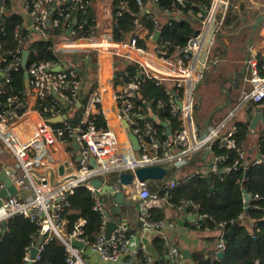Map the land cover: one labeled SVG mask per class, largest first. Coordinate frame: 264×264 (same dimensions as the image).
<instances>
[{"label":"built area","instance_id":"1","mask_svg":"<svg viewBox=\"0 0 264 264\" xmlns=\"http://www.w3.org/2000/svg\"><path fill=\"white\" fill-rule=\"evenodd\" d=\"M6 1L0 0V16L4 12ZM176 2L184 4L185 0H176ZM215 3L216 0H212L210 8L205 11L200 32L190 38L183 49H172L181 54V57L173 58L147 53L145 49L137 46L138 42L134 36L127 43L110 42L107 45H99L91 42L90 39L94 35L84 37L82 34L83 19L76 20L77 11L84 13L91 4L90 1H25L24 9L33 16L31 28L24 29L22 26L20 29L26 32L25 36L30 37L32 32L43 34L50 23L56 26L57 19H50L53 5L61 7L58 12L59 17L71 24L68 25L70 36L56 41L52 47L57 60L64 53L70 55L91 48L99 51L105 48L125 47L137 54L138 58L133 60L135 61L134 68L130 71L125 70L122 74V80H125L123 88L114 95V101L118 116L126 126L128 143H132L129 136L131 134L139 145V149L134 151H138L142 156L135 158L132 154L127 161L125 151L123 152L115 131L110 128L106 131L97 129L87 113L81 114V119L75 125L68 121L65 117L66 109L67 106H72L77 102L80 83L75 68L69 66L62 68L58 61L31 63L26 68L28 78L26 79L25 96H32L34 103L31 107H27L26 100L14 95L5 96L7 94L6 84L10 82L11 74L22 69V53L26 50L16 48L15 51L6 55L0 54V97H4V101L0 102V152L7 150L12 159L11 166L6 164L0 166V173L5 174L12 183L19 187L16 195L0 198V232L5 229L1 226L2 223L5 226L10 218L21 216L35 224L39 228V234L45 237L43 241L40 240L39 245L31 244L20 264H37L43 245L51 238H56L64 246L65 264H85L82 258L84 250L74 246L73 242L82 243L85 250L88 249L94 253L105 264H119L124 257L134 256L143 249V242L156 234L163 226L162 222L150 220L152 209L161 208L163 203L179 212H186L187 208H190L196 213L199 209L198 205L192 202L175 204L170 201L168 195L160 197L156 193L151 194L147 181L139 182L133 178L131 185L126 187L121 185L117 178L110 185L113 193L122 191L126 197L130 198L128 188L133 189L132 198L136 206L139 227L136 234L132 235L127 224L119 223L107 237L108 216L103 205L104 193L101 187L91 184L93 179H99L102 184H107V176L112 172L133 174L137 168L143 166H161L165 169L167 166L180 167L186 164L189 157L198 150L208 151L211 155L209 163L211 168H208V171L214 174H228L240 169L247 170L250 166L251 160L233 139L236 133L235 127H232L221 139L226 149L237 153L235 159L229 160L227 155L214 156L211 150L214 140L219 139V128H212L199 134L192 122L190 94L193 86L191 87V82L194 72L202 66L195 58L202 51L207 13L215 7ZM124 5L116 8L112 15L121 16ZM215 8L217 14L224 15L227 1L219 0ZM198 16L200 17L201 14ZM57 67H60V71H56ZM250 67L249 80L253 85V90L246 94L243 100H251L255 104H260L264 100V77L259 76L256 62H250ZM146 79H153L156 85L165 87L168 96L165 101L159 100L157 105L166 106L173 117L178 118L181 123L180 129L170 133L169 136H167L166 128L160 129L147 120L139 105L131 99L132 93L137 92L141 83ZM68 87H70L71 97L65 93V88ZM91 102L101 106L102 101L98 93L93 94ZM177 102H181V107L177 105ZM30 112L35 113L39 120L32 124L33 130L30 137L23 138L15 128L22 120L29 118ZM60 117L61 120H56ZM169 122V119L165 122L167 127ZM52 123H60V125L54 126ZM74 142L77 145L76 165L67 163L65 167L68 169L71 166L72 168L64 170L57 182L52 181L47 171L55 165L52 156L55 146L58 143ZM252 161L254 165L261 164L264 162V155L256 154ZM178 184L177 180L172 179L168 182V187L175 188ZM78 187H84L90 193L93 210L101 216V224L94 241L84 236L85 221L83 219H78L73 228L68 231L66 221L61 216L63 209L69 206L68 196L73 194L74 189ZM3 188L4 183L0 180V191ZM28 190H31L32 195L18 196L19 193ZM255 198L259 197L256 195ZM189 216L198 227L199 222L206 219V216L196 214H189ZM220 227L223 228V224H218V228ZM222 234L223 231L216 241L213 251L215 255L224 250ZM32 247L37 248V253L31 259ZM211 255L207 254L204 258L209 259ZM169 256L178 264H185L183 254L173 246L169 250ZM146 263L153 264L150 257L147 258Z\"/></svg>","mask_w":264,"mask_h":264},{"label":"trees","instance_id":"2","mask_svg":"<svg viewBox=\"0 0 264 264\" xmlns=\"http://www.w3.org/2000/svg\"><path fill=\"white\" fill-rule=\"evenodd\" d=\"M83 1H90L91 4L84 14L77 11L76 20L83 19L82 34L84 37H89L96 32L93 6L95 0ZM109 1L113 4H125L121 16L115 18L118 25L116 35L120 32H127L130 28L142 26L147 31L148 36L158 32L156 44L172 49H183L189 39L200 32L204 13L212 3V0H185L184 4H179L176 0ZM11 5V0H7L4 12L0 16V26L2 27L0 31V54L6 55L15 51L16 48L26 50L28 52L27 68L33 62L57 61L52 47L56 41L70 36L68 25H71L69 21H64L62 17H59L58 12L61 7L53 5L50 13L51 20L57 19L56 26L50 23L46 26L43 34L32 32V35L27 37L25 36L26 32L20 30L22 27L21 16L12 12ZM142 8H146L147 11ZM242 9L245 16L253 15L249 8L245 10L242 6ZM198 14L201 16L199 17ZM157 15L163 17L162 21H156ZM237 17L231 10L227 11L222 26L215 30L214 44L209 53V60H214L218 56L215 49L219 47L222 38L220 30L227 29L236 23ZM119 77V74H115L114 84L119 83ZM6 88L7 94L5 96L14 95L24 101L26 100V79L22 69L11 74L10 82L6 84ZM65 93L71 97L70 87L65 88ZM167 96L164 86L156 85L153 79H146L141 83L136 98L140 102L142 114L147 120L154 123L158 128L164 129L163 124L169 119L168 127L173 133L180 129V121L173 117L166 106L157 105L159 100L165 101ZM3 101L4 97H0V102ZM73 108H75V104L67 106L66 110ZM95 108V114L91 115L90 119L93 120L97 129L106 131L108 129L107 121L100 110V106L97 105ZM80 119L81 117L76 111L68 121L75 125ZM52 124L54 126L60 125V123ZM232 127L236 129L233 139L237 144L247 141L248 128L244 123L233 120ZM258 144L257 154L264 155V138H259ZM211 150L214 156L227 155L229 160L237 157L235 151L228 150L223 146L221 139L214 140ZM245 153L247 158L251 160L247 170L240 169L228 174H214L208 169L204 174H202L203 170L200 171V169L191 171L190 168L194 166L196 161L201 160L200 156L196 155L189 157L183 166H167L165 177L156 180L162 182L161 190L156 193L158 196L168 195L170 201L175 204L188 201L198 205L199 209L196 210V213L190 208H187L186 212L191 215L206 216L203 222H199L200 230L207 229L219 236L222 231L224 234L233 228L231 234L224 241L222 259L213 254V251L211 257L205 259L202 251H197L190 254L186 264H264V162L254 165L252 164L253 152ZM203 165L205 167V163ZM182 174L184 175L182 176ZM118 175V172L110 173L106 183L111 185L119 178ZM172 179L179 182L175 188L168 187V182ZM151 182L153 181H148V190L154 194V189L149 185ZM243 191L250 196L246 212L244 211ZM256 195L259 198H255ZM68 203L69 206L64 208L61 213L66 221L67 230L70 231L78 219H83L85 221L83 234L90 241H94L101 224V216L93 210L90 193L84 187H78L74 189L73 194L68 196ZM162 209L151 210L150 220L152 222H161L164 219ZM218 224H223V228H218ZM4 228V233L0 232V264L22 263L25 252L31 244H36L45 239L39 234V228L35 224L21 216H14L7 220ZM151 245L155 250V257L153 260L151 258L153 264H178L169 256V250L172 246H168L160 236H154ZM129 257H132L129 264H147L146 260L149 256L141 249L136 255ZM37 264H65L64 246L56 238H51L43 245Z\"/></svg>","mask_w":264,"mask_h":264},{"label":"crops","instance_id":"3","mask_svg":"<svg viewBox=\"0 0 264 264\" xmlns=\"http://www.w3.org/2000/svg\"><path fill=\"white\" fill-rule=\"evenodd\" d=\"M25 1L27 0H11V10L21 16L23 28L29 29L33 24V16L24 9ZM218 1L216 0L215 7ZM226 1L227 8L224 15L220 14L216 18L217 9L215 7L207 13L203 48H201L202 51L195 58L202 66L193 74L191 82V87H193L190 94L192 119L197 132L200 134L212 128H219V139H223L230 131L233 120L245 124V116L254 110H259L260 114L264 117V100L260 104H255L251 100H243V97L253 90V85L249 80L251 74L250 62H256L259 76L264 77V22H259L256 25L257 18L264 17V0ZM121 5L113 4L109 0L94 1L96 32L91 37V42L99 45H107L110 42L127 43L134 36L138 42L137 46L145 49L147 53L163 57H181V54L172 50V48L156 44L157 39L153 41L156 32L154 35L148 36L147 31L142 26L130 28L127 32H120L116 35L118 25L115 20L116 16L114 17L112 12L116 8L121 7ZM242 6L245 10L249 8L253 12V15L245 16ZM142 9L147 11L146 8ZM228 9L238 16V20L229 28L220 30L222 38L219 42V49H215L218 52V56H215L214 60H209V53L214 44L215 30L219 26H222ZM162 18V16L157 15L156 21H162ZM135 58H138V56L132 49L122 47L121 49L105 48L99 51L91 48L70 55L64 53L57 60L62 68L67 66L75 68L80 79L75 108L66 110L65 117L70 120L76 111H78L79 117L83 113H87L89 117L95 114V106L97 105L91 102V97L94 93H98L102 101L100 106L101 112L107 121L108 127L113 129L120 138V144L123 152L125 151V159L127 161H129L132 154H135V151L133 150V144L128 143L126 136L128 132L125 131L126 126L118 116L114 95L123 88L125 80H122V74L125 70H132L134 68L133 63L135 61L133 62V60ZM115 74L120 75V81L116 84H114ZM137 93L138 91L132 93L131 97L136 102H138L136 98ZM195 94H197L196 100L193 98ZM33 103V97L26 96L27 107H31ZM108 109L112 116L107 114ZM194 112L196 113L195 116L193 115ZM38 120V116L30 112L29 118L22 120L15 128L16 132L23 138L30 137V133L33 130L32 124ZM247 128V141L238 145L244 152H253V156H255L258 152V140L259 138H264V124L262 122L259 123L252 134L248 126ZM122 138L126 140L123 143ZM130 146H132L131 149ZM137 146L139 145L137 144ZM203 153L199 154L201 160L196 161L194 166L190 168L203 170L202 174L206 173V170L209 168L211 157L208 154L203 159ZM52 156L55 160V165L51 170L47 171V174L52 181L57 182L64 170L72 168L69 166L67 169L65 167L67 163L68 165H76L77 147L73 146V143H58L54 148ZM203 163H205L206 168ZM4 164L12 165L10 155H7L6 160L0 162V166ZM152 181L149 185L154 189V193H159L162 182ZM128 192L131 197H126V200L133 203L121 206L120 213L123 220L122 223L127 224L130 233L135 235L139 225L136 206L132 198L133 189L128 188ZM29 195H32L31 190L18 194L19 197ZM102 198L105 213L109 216L110 209L114 206V197L112 194L105 193ZM155 209H162L164 211V219L161 220L163 226L158 229L156 234L143 242V251L147 256L152 258V260L155 257V250L151 245L154 236H160L166 241L168 246L177 248L181 253L186 252L188 256L197 251H202L204 257L207 254L211 255L218 239L216 233L207 229L200 230L193 223L188 212H179L169 207L166 203H163L161 208ZM186 257L183 255V262L185 264L189 260ZM82 258L85 264H105L88 249L84 250ZM131 260L132 257H124L119 264H129Z\"/></svg>","mask_w":264,"mask_h":264},{"label":"water","instance_id":"4","mask_svg":"<svg viewBox=\"0 0 264 264\" xmlns=\"http://www.w3.org/2000/svg\"><path fill=\"white\" fill-rule=\"evenodd\" d=\"M187 5H189L187 3ZM259 22H264V17L261 18H257L256 20V25L259 24ZM158 37V32H156L155 36L153 37V41H155ZM27 57H28V52L24 51L22 53V69L24 71V77L25 79L28 78V74L26 71V61H27ZM56 71H60V67L56 68ZM177 105L179 107H181V102H177ZM246 117V122L245 124L249 127V130L251 131L250 133L252 134L257 125L259 123L262 122V124H264V117L260 114L259 110H254L252 113L248 114L245 116ZM56 120H61L60 118H56ZM164 128H166V133L167 136L170 135V130L169 128L166 126V124H163ZM249 133V134H250ZM130 136V140L133 144V150H137L139 149V146H137L136 144V138L134 136H132L131 134H129ZM73 146L77 147L76 143H73ZM201 152L200 150L194 152L192 154V156H196L199 155ZM208 155V151H205L202 154V158L205 159ZM209 168H211V164H209ZM10 172H12V170H10ZM166 169L161 167V166H143V167H139L137 168L133 174L130 173H121L119 174V181L121 183V185L123 186H130L131 185V181L133 178H136L139 182H143V181H152V180H161L165 177L166 175ZM208 179V177H207ZM0 180L4 183V188L0 191V198L1 197H8L9 195H16L19 191V187L16 186L14 183L11 182V180L9 178H7L5 176V174L0 173ZM91 184L95 187H101V191L105 194H112L114 197V206L110 209V215L108 216V222L106 224V236L108 237L117 227V225L119 223H122V219H121V213H120V208L121 206H127L132 204L133 202H130L128 200H126V196L124 195V193L122 191L120 192H116L113 193L112 187L110 185L107 184H102V182L99 179H93L91 181ZM249 194H247L245 191H243V199H244V211L246 212V208L248 206V202H249ZM2 227H4V223L1 224ZM233 231V228L230 229L229 232H226L222 235V239L225 241L226 237L228 235L231 234V232ZM2 233H4V230L2 231ZM40 241L37 242V245H39ZM73 245L76 246L77 248L83 249L85 250V247L83 246L82 243L80 242H73ZM37 253V248L36 247H32L30 250V258H34V256ZM184 256H187L186 258H190V256H188L186 254V252L182 253ZM217 257L219 259L223 258V252H218L217 253ZM166 258H168V256H166Z\"/></svg>","mask_w":264,"mask_h":264},{"label":"rangeland","instance_id":"5","mask_svg":"<svg viewBox=\"0 0 264 264\" xmlns=\"http://www.w3.org/2000/svg\"><path fill=\"white\" fill-rule=\"evenodd\" d=\"M231 9V8H230ZM230 9H228L227 11H229ZM218 15H220V14H217V16H216V18H218ZM217 27V26H216ZM194 100H196V98H197V94H195L194 95ZM134 100V99H133ZM135 101V100H134ZM136 102V101H135ZM138 105H139V107H140V109H141V106H140V103L139 102H136ZM193 115L195 116L196 115V113L194 112L193 113ZM107 126H108V124H107ZM109 128V127H108ZM117 138V140H118V142H119V144L121 143V140H120V138L117 136L116 137ZM124 141H126V140H124L123 138H122V143L124 142ZM7 155H9V153H8V151L7 150H3L2 151V153H0V162H3L4 160H6L7 159ZM135 156V158H140L142 155L138 152V151H135V154H134ZM191 171H194V169L192 168L191 169Z\"/></svg>","mask_w":264,"mask_h":264},{"label":"bare ground","instance_id":"6","mask_svg":"<svg viewBox=\"0 0 264 264\" xmlns=\"http://www.w3.org/2000/svg\"><path fill=\"white\" fill-rule=\"evenodd\" d=\"M106 82H107V81H106ZM107 114L110 115V116H112V114H111V112H110L109 109H108V111H107Z\"/></svg>","mask_w":264,"mask_h":264}]
</instances>
